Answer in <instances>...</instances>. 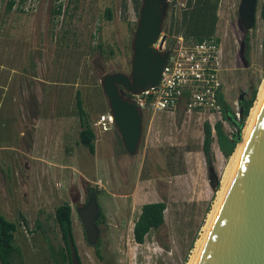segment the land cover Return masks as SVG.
I'll list each match as a JSON object with an SVG mask.
<instances>
[{
    "label": "rangeland",
    "instance_id": "1",
    "mask_svg": "<svg viewBox=\"0 0 264 264\" xmlns=\"http://www.w3.org/2000/svg\"><path fill=\"white\" fill-rule=\"evenodd\" d=\"M6 1L0 0V212L17 224L15 243L23 264H52L50 246L62 244L53 212L66 201L72 206L73 238L82 264H193L196 244L209 228L234 171L233 153L223 156L215 137L211 173L204 160L203 122H214L217 115L188 114L181 107L144 112L134 155L125 152L115 127L103 133L93 126L95 152L90 154L78 143L76 89L93 125L108 110L101 78L129 72L140 8L133 0H59L62 12L54 19L51 8L56 0H24L10 11ZM178 1L187 9L176 19L166 12L162 32L184 35L186 29L194 38L199 17L194 19V11L186 19L183 15L196 0ZM262 1L257 0L246 57L237 13L240 0H216L213 35L222 44L227 103L235 108L239 97L257 86L237 146L247 136L251 112L264 89ZM105 8L111 9L110 19ZM38 100L44 114L39 122L32 119ZM88 184L98 189L104 214L98 226L104 261L86 243L76 214L75 207L86 201ZM161 200L166 203L164 223L149 231L143 243H136L132 226L141 205ZM37 221L42 229H35Z\"/></svg>",
    "mask_w": 264,
    "mask_h": 264
},
{
    "label": "water",
    "instance_id": "2",
    "mask_svg": "<svg viewBox=\"0 0 264 264\" xmlns=\"http://www.w3.org/2000/svg\"><path fill=\"white\" fill-rule=\"evenodd\" d=\"M167 6V0H141L129 72L107 73L100 80L114 127L129 155L136 153L142 132V111L129 95L159 83L169 53L156 49L154 43ZM256 8L257 0H240L237 13L244 31L254 26ZM85 188L86 201L75 209L85 241L93 246L99 239L100 208L95 191ZM68 246L70 264H80L70 237ZM194 264H264V100Z\"/></svg>",
    "mask_w": 264,
    "mask_h": 264
},
{
    "label": "trees",
    "instance_id": "3",
    "mask_svg": "<svg viewBox=\"0 0 264 264\" xmlns=\"http://www.w3.org/2000/svg\"><path fill=\"white\" fill-rule=\"evenodd\" d=\"M57 4L51 8V16L54 19H57L58 15L62 12V4L59 0H56ZM137 9L140 8V0H133ZM23 0H7L6 1V11L12 10L13 6L21 4ZM216 7L217 2L211 0H196L195 6L184 13L183 18L187 15H191V12L194 11L199 17L195 26L194 39L199 40L202 37L213 35L215 30V25L217 21L216 16ZM257 9V8H256ZM105 15L110 19L111 9L105 8ZM259 15L264 22V0L261 3L259 9ZM255 27V24L252 28ZM204 31H201V29ZM244 30V29H243ZM249 31H244L243 41H241V46L243 47L245 56L248 57L249 54ZM93 36V35H92ZM184 38H191L190 34L186 31L184 33ZM94 37V36H93ZM174 39H170V43H173ZM96 49L103 51L102 44L97 43L95 46ZM262 52L264 55V36L262 38ZM257 86L252 85L248 95L239 97L238 99V110L239 118L237 119L234 114V108L231 104L227 103L222 89L218 93V101L222 106V119L227 122V124L233 128L232 132H228L223 122L216 120L213 123L212 131L211 124L206 120L203 122V138L201 144V150L204 155V160L207 166L208 171L211 173L212 162H213V151L211 148L212 141L215 137L218 149L225 157H229L235 150L237 144L241 139V129L244 126V122L248 116V113L253 105L254 100L256 99ZM75 112L79 120V130H78V143L84 146L90 154L95 152V132L92 125V121L89 119L88 112L85 110L83 105V100L80 94V90L76 89L75 92ZM119 136V135H118ZM124 149V148H123ZM87 187L93 189L98 195L99 191L95 186L90 184ZM86 200V199H85ZM100 208V206H99ZM166 208V203L164 200L153 201L143 203L140 207L138 216L133 222L132 234L133 240L136 243H143L145 236L151 230H156L164 223V210ZM72 206L66 201L62 202L54 208L53 220L60 232V237L62 244L59 247L50 246L51 250V259L52 264H70V251L68 246V237H70L72 243H74V248L76 250L77 258L82 264L81 259L77 252V247L73 238L72 232ZM22 222L27 225V220L25 217L20 214ZM104 221V214L100 208V215L96 222L99 226ZM35 229H42V224L37 221L35 223ZM17 231V224L15 221L6 218L0 212V264H23L22 261V251L21 248L15 243V232ZM94 254L96 258L100 261H104V256H102L100 251V240L98 239L97 243L93 245Z\"/></svg>",
    "mask_w": 264,
    "mask_h": 264
},
{
    "label": "built area",
    "instance_id": "4",
    "mask_svg": "<svg viewBox=\"0 0 264 264\" xmlns=\"http://www.w3.org/2000/svg\"><path fill=\"white\" fill-rule=\"evenodd\" d=\"M24 2V0H23ZM167 13L172 19L181 17L187 9L185 3L178 0H167ZM97 29V27H96ZM96 30L92 33L95 35ZM175 41L170 43V39ZM154 47L160 51H168L159 83L139 94L129 95L137 100L139 108L144 112L170 111L179 107L185 113L209 111L222 119V106L218 101V93L223 88L222 61L223 50L221 41L216 35L185 39L183 34L169 35L160 33ZM235 117L239 118L238 106L234 108ZM211 124L212 131L213 123ZM224 123V122H223ZM99 132L113 128L114 122L110 112L101 113L93 122Z\"/></svg>",
    "mask_w": 264,
    "mask_h": 264
},
{
    "label": "bare ground",
    "instance_id": "5",
    "mask_svg": "<svg viewBox=\"0 0 264 264\" xmlns=\"http://www.w3.org/2000/svg\"><path fill=\"white\" fill-rule=\"evenodd\" d=\"M263 100H264V89H263V91H262L261 98L259 99V102L255 105V107L253 108V111L251 112V117H250V121H249L250 124H249V127H248V133H247V136H246L244 142L241 143L240 145H238V146L235 148V151L233 152V154H232V156H231V160H232V162L234 161V163H233V164H234V168H233L234 171H235V169H236V167H237V165H238V163H239V160H240V158H241V155H242V153H243V151H244V148H245V144H246L247 138H248V136H249V134H250V132H251V129H252L253 125H254V122H255L256 117H257V115H258V113H259V110H260V108H261V105H262ZM234 171H233V173H234ZM232 175H233V174H232ZM229 182H230V181H229ZM228 184H229V183H228ZM226 185H227V184H226ZM226 187H228V185H227ZM226 189H227V188L224 189V192H223V194H222L221 200H220V202H219V204H218V206H217V208H216V210H215V212H214V215H213L212 221H213V219H214V217H215V215H216V212H217V210H218V208H219V206H220V203H221V201H222V199H223V197H224V194H225V192H226ZM212 221L210 222L209 228H210V226H211V224H212ZM209 228L207 229L206 233L203 235L202 239H201V240H198V243L196 244V247H197V249H198V252H197V254H196V257H197V255H198V253H199V251H200V248H201V246H202V244H203V241H204V239H205V237H206V235H207V232H208ZM196 257H195V259H194V262H195V260H196ZM194 262H193V264H194Z\"/></svg>",
    "mask_w": 264,
    "mask_h": 264
},
{
    "label": "crops",
    "instance_id": "6",
    "mask_svg": "<svg viewBox=\"0 0 264 264\" xmlns=\"http://www.w3.org/2000/svg\"><path fill=\"white\" fill-rule=\"evenodd\" d=\"M29 107H31V105H29ZM33 112L34 113H32L33 114L32 119H34V120L37 119V121L39 122L41 119L44 118V116H43L44 114L41 113V102H40V100H38L37 107H36V109ZM35 117H37V118H35Z\"/></svg>",
    "mask_w": 264,
    "mask_h": 264
},
{
    "label": "clouds",
    "instance_id": "7",
    "mask_svg": "<svg viewBox=\"0 0 264 264\" xmlns=\"http://www.w3.org/2000/svg\"><path fill=\"white\" fill-rule=\"evenodd\" d=\"M167 7H168V6H167ZM107 111H108V110H107ZM107 111H106V112H107ZM108 112H109V111H108ZM103 113H104V112H103ZM113 127H114V126H113Z\"/></svg>",
    "mask_w": 264,
    "mask_h": 264
},
{
    "label": "flooded vegetation",
    "instance_id": "8",
    "mask_svg": "<svg viewBox=\"0 0 264 264\" xmlns=\"http://www.w3.org/2000/svg\"><path fill=\"white\" fill-rule=\"evenodd\" d=\"M130 70V69H129ZM78 252V251H77ZM79 255V254H78Z\"/></svg>",
    "mask_w": 264,
    "mask_h": 264
}]
</instances>
